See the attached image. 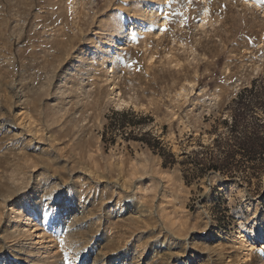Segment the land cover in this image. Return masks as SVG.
Segmentation results:
<instances>
[{
    "label": "rangeland",
    "instance_id": "1",
    "mask_svg": "<svg viewBox=\"0 0 264 264\" xmlns=\"http://www.w3.org/2000/svg\"><path fill=\"white\" fill-rule=\"evenodd\" d=\"M261 79L264 0H0V264H264V167L179 163Z\"/></svg>",
    "mask_w": 264,
    "mask_h": 264
},
{
    "label": "trees",
    "instance_id": "2",
    "mask_svg": "<svg viewBox=\"0 0 264 264\" xmlns=\"http://www.w3.org/2000/svg\"><path fill=\"white\" fill-rule=\"evenodd\" d=\"M230 109V119L223 121L225 132L218 134L210 145L185 153V159L179 161L188 183L211 170L233 177L245 169L264 167V117L260 113L264 112V79L254 80L251 87L240 92ZM130 118L139 120L135 122ZM112 119L107 129H111L113 135L117 126L124 128L134 125L144 117L132 111H123L114 112ZM106 140L105 136L104 141ZM141 141L157 150L163 158L164 167L178 162L175 155L157 137L152 138V141L146 138Z\"/></svg>",
    "mask_w": 264,
    "mask_h": 264
},
{
    "label": "bare ground",
    "instance_id": "3",
    "mask_svg": "<svg viewBox=\"0 0 264 264\" xmlns=\"http://www.w3.org/2000/svg\"><path fill=\"white\" fill-rule=\"evenodd\" d=\"M74 2V1H73ZM76 3V2H75ZM20 8V7H19ZM16 19V18H15ZM100 33H103V32H100ZM98 35L99 34H95L94 35V37H98ZM102 35V34H101ZM122 43V40H117V41H115V42H113L112 44H111V50L112 49H114V48H116V47H118L120 44ZM110 50V51H111ZM72 76V75H71ZM44 191V190H43ZM47 192V191H46ZM10 194H12V192H10ZM10 194H8V195H5V197L7 196L8 198H10V197H12V196H10ZM46 195H47V193H46ZM6 197V198H7ZM7 200V199H6ZM4 202V201H3ZM6 203V202H5ZM39 203V202H38ZM58 203V202H57ZM27 204V203H26ZM18 205H21V207H25V205L24 204H22V203H18ZM57 205V204H56ZM29 207H31V208H29L30 210L32 209L33 210V206L31 205V204H29L28 205ZM27 206V207H28ZM34 211V210H33ZM54 211H55V218H54V223L56 222V220L57 221H59V219L61 218V216L60 215H57V213H56V211H57V206L55 207V209H54ZM19 214L21 215L22 214V212L21 211H19ZM18 215V214H17ZM34 215V214H33ZM28 219V218H27ZM240 227H242V226H240ZM34 227H32V230H28V231H31V232H28V236H26V238H25V241H24V245L22 246V247H20V250H22V252H21V254L22 255H26L27 256V254L29 253V250L27 249H25V247L28 245H30L31 243H32V240H33V237L34 236H36L37 238H42L43 239V241H44V239H46V238H44V236L43 235H41V234H39V233H35V231H34V229H33ZM31 229V228H30ZM70 229H74L73 227L72 228H70ZM13 235V234H12ZM237 238H240V236H238ZM245 239V241H244V243L246 244V246H248V247H254V245H256V244H258V243H261V244H264V235L262 234V233H255V232H250V233H248L247 234V236L244 238ZM39 241V240H38ZM48 242V241H47ZM51 242V241H50ZM45 244H47V243H45ZM48 244H49V242H48ZM42 245H44V244H42ZM51 245V244H50ZM47 247H49V246H44V249H47ZM41 248H43V246H41ZM145 253V252H144ZM144 253H141L140 254V259H142L143 258V255H144ZM28 255H30V253L28 254ZM250 256V255H249ZM32 258H36V255H32ZM78 258L79 257H76L75 258V260H76V262L78 261ZM19 259H22V256H21V258H19ZM98 258L97 257H95L94 258V260H93V264H99L98 263ZM3 264H6V263H3Z\"/></svg>",
    "mask_w": 264,
    "mask_h": 264
},
{
    "label": "snow or ice",
    "instance_id": "4",
    "mask_svg": "<svg viewBox=\"0 0 264 264\" xmlns=\"http://www.w3.org/2000/svg\"><path fill=\"white\" fill-rule=\"evenodd\" d=\"M165 31H167V29H165Z\"/></svg>",
    "mask_w": 264,
    "mask_h": 264
}]
</instances>
